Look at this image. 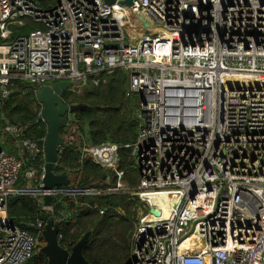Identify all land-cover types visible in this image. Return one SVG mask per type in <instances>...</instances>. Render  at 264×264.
Wrapping results in <instances>:
<instances>
[{"label":"built area","instance_id":"obj_1","mask_svg":"<svg viewBox=\"0 0 264 264\" xmlns=\"http://www.w3.org/2000/svg\"><path fill=\"white\" fill-rule=\"evenodd\" d=\"M123 1L0 0L2 98L17 80L35 93L59 82L83 89L124 68L142 101L135 143L82 145V155L116 174L105 190L45 188L44 166L38 183L19 186L22 173L37 177L45 138L4 127L17 153L0 140V264H26L40 244L11 222V198L45 208L47 195L119 192L127 185L123 147L138 157L136 194L161 212L141 215L130 264H264V0ZM145 29L155 35L142 37ZM35 225L41 234L45 222Z\"/></svg>","mask_w":264,"mask_h":264},{"label":"trees","instance_id":"obj_2","mask_svg":"<svg viewBox=\"0 0 264 264\" xmlns=\"http://www.w3.org/2000/svg\"><path fill=\"white\" fill-rule=\"evenodd\" d=\"M44 4L52 0H42ZM58 0H55V2ZM29 28L38 25L28 21ZM27 28H19L17 33H27ZM1 40V38H0ZM99 84L91 79L81 93L70 90L63 93V100L68 104H82L70 118V125L61 130L62 135L73 136L60 149V160L55 165V173H67L73 186L82 188H108L116 184V174L103 169L90 156L82 155L84 143L101 144L113 142L119 145L134 143L138 139V109L140 101L130 90V73L124 68H115L102 72ZM42 105L37 100L35 86L27 81L17 80L11 87V95L2 98L0 95V111L3 118L12 125L27 126L24 131L26 138L43 141L47 133V124L40 116ZM69 130H71L69 132ZM85 141L83 140V138ZM1 141L2 146L10 153H16L12 139ZM9 144L8 146L4 144ZM121 161L119 168L131 177L130 186L136 183L133 175L134 162L125 147L120 149ZM37 177L30 181L22 173L19 186L38 183L45 159L40 153L36 160ZM112 181L106 184V178ZM135 189H123L119 192H104L96 196L57 197L51 204L42 208L36 199L28 196L13 197L9 200V217L19 227L36 234L35 221L41 218L60 219L59 242L62 247L72 250L73 246L89 231V242L84 245L82 254L88 264H107L114 260L131 262L132 237L142 210L147 208ZM48 207V208H47ZM101 210L104 211L101 214ZM64 218V219H63ZM44 237L31 259L26 264H48V258L42 251ZM130 257V261L128 258Z\"/></svg>","mask_w":264,"mask_h":264},{"label":"water","instance_id":"obj_3","mask_svg":"<svg viewBox=\"0 0 264 264\" xmlns=\"http://www.w3.org/2000/svg\"><path fill=\"white\" fill-rule=\"evenodd\" d=\"M113 2V0H107ZM124 4L132 5L133 0H124ZM141 22L148 27L146 19L140 17ZM68 90L66 82H59L53 86H44L37 89L38 102L42 105V118L47 124L45 140L39 143V148L44 151V178L45 188L54 186L69 185L72 180L67 173H55V165L60 160V149L67 142L61 130L70 125L71 114H73L82 104H68L63 100V93ZM52 197L45 196L44 201L47 206L51 204ZM61 220L51 218L43 230L45 245L42 251L48 258V264H88L82 254L85 244L89 242L91 231L87 232L72 248L71 251L61 246L59 242V227ZM130 264V263H128Z\"/></svg>","mask_w":264,"mask_h":264},{"label":"rangeland","instance_id":"obj_4","mask_svg":"<svg viewBox=\"0 0 264 264\" xmlns=\"http://www.w3.org/2000/svg\"><path fill=\"white\" fill-rule=\"evenodd\" d=\"M131 20L134 23H137V24L139 23L137 17H131ZM151 33L152 32H151L150 29H145V30H143L142 37L145 36V35H147V34H151ZM17 35H18V33L16 31L14 33V37L17 36ZM69 87H70L69 90L72 91V92H74V93H81L84 90V89H81L79 87H76L75 85H72V84H70ZM129 87H130V82H129ZM133 95H135V94L133 93ZM137 112H138V117L141 118V108H139ZM71 116H72V114H71ZM7 124H13V123L10 122L7 118L5 120H2V121L0 120V140L2 142H4L3 140H7V139L10 140V139H12V142H13V137L10 136L8 133H6L4 131V127ZM82 138L85 141L84 137H82ZM5 145L8 146L9 144L7 143V144H4V146ZM125 149L127 150L128 153H130V156L132 157V161L134 162V165L133 166H134V170H135V172L133 173V175L136 176V183H135V185L134 186H131V184H130L129 188L136 189L138 187V185H139V182H140V173H139V161H138V157L133 156L131 154V150L129 148H125ZM16 153H17V150H16ZM130 180H131V177L128 178V175H127V180L126 181H129V183H130ZM141 201L143 202V204H145L144 201L142 200V198H141ZM144 212H145V214L152 213L153 215H156V216L161 215L160 210L157 209V208H149L148 207L147 209H145V211L142 210L141 215L144 214ZM124 258H125V253L123 252V254L121 256V260L120 259L119 260H114V261H112L110 263H107V264H121L124 261ZM128 260L130 261V257L128 258ZM131 260H132V255H131Z\"/></svg>","mask_w":264,"mask_h":264},{"label":"bare ground","instance_id":"obj_5","mask_svg":"<svg viewBox=\"0 0 264 264\" xmlns=\"http://www.w3.org/2000/svg\"><path fill=\"white\" fill-rule=\"evenodd\" d=\"M148 36H150V35H155V33H151V34H147ZM136 95V94H135ZM137 96V95H136ZM138 97V96H137ZM138 99L141 101V99H140V97H138ZM140 107H142V101H141V103H140ZM142 123V121L140 120L139 121V125ZM139 131H140V129L138 130V136H139ZM24 134H25V132L23 131V136H24ZM25 137V136H24ZM135 143V142H134ZM85 144V143H84ZM16 149V148H15ZM17 150V149H16ZM121 157V156H120ZM94 161V160H93ZM95 162V161H94ZM96 163V162H95ZM97 164V163H96ZM99 165V164H98ZM119 165H120V163H119ZM102 167V166H101ZM103 168V167H102ZM103 169H105V168H103ZM105 170H107V169H105ZM140 165H139V173H140ZM108 171V170H107ZM109 172H112V171H109ZM140 178H141V174H140ZM124 181L127 183V185H126V187L124 188V189H126V190H128V191H130V189L131 188H129V184H128V182L126 181V172H125V177H124ZM72 184V182L69 184V185H65V186H55V187H66V186H70ZM140 185H138V187H139ZM138 187L135 189L136 191L138 190ZM87 188H90V187H87ZM100 189H107V188H100ZM106 192V191H105ZM104 193V192H103ZM21 196H25V195H21ZM87 196V195H86ZM29 197V196H28ZM54 197V196H53ZM53 197H52V199H53ZM33 198V197H32ZM143 200V199H142ZM52 201V200H51ZM144 201V203L148 206V207H150L149 206V203L147 202V201H145V200H143ZM158 201H161V199L160 200H158ZM168 202V201H167ZM164 203H166V202H164ZM151 208V207H150ZM147 209V208H146ZM144 214H145V212H144ZM41 219V218H40ZM55 219V218H54ZM43 220V219H42ZM57 220V219H56ZM58 220H60V219H58ZM44 221V220H43ZM12 222V221H11ZM45 222V225L47 224V222L46 221H44ZM13 223V222H12ZM14 224V223H13ZM14 225H16V224H14ZM18 226V225H17ZM45 227V226H44ZM37 228V227H36ZM43 230H44V228H43ZM43 230H42V233L41 234H39V232L37 231V229H36V231H37V233L36 234H33V235H35V236H39L38 237V239H39V242H40V244H41V237H44L43 236ZM58 237L59 238H61V235L60 234H58ZM58 238V239H59ZM45 240V239H44ZM40 244H39V246H40ZM38 246V247H39ZM38 247H37V249H38ZM36 249V250H37ZM35 250V251H36ZM35 253V252H34ZM33 253V254H34ZM33 256V255H32ZM31 259V258H30ZM27 263V262H26Z\"/></svg>","mask_w":264,"mask_h":264},{"label":"crops","instance_id":"obj_6","mask_svg":"<svg viewBox=\"0 0 264 264\" xmlns=\"http://www.w3.org/2000/svg\"><path fill=\"white\" fill-rule=\"evenodd\" d=\"M140 101V100H139ZM140 103H141V101H140ZM72 117V116H71ZM71 130H69V132H70ZM66 140L67 141H69V139H71V138H74L73 136H71V135H68V134H66ZM147 208H148V206H147ZM150 208V207H149ZM132 240V239H131Z\"/></svg>","mask_w":264,"mask_h":264},{"label":"clouds","instance_id":"obj_7","mask_svg":"<svg viewBox=\"0 0 264 264\" xmlns=\"http://www.w3.org/2000/svg\"><path fill=\"white\" fill-rule=\"evenodd\" d=\"M68 91V90H67Z\"/></svg>","mask_w":264,"mask_h":264}]
</instances>
